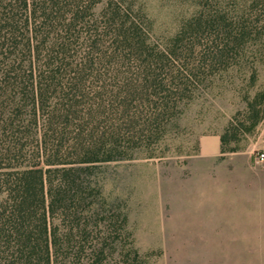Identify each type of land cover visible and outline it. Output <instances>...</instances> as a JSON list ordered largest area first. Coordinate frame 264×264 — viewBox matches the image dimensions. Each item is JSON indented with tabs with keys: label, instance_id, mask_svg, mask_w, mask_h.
Returning a JSON list of instances; mask_svg holds the SVG:
<instances>
[{
	"label": "trees",
	"instance_id": "obj_1",
	"mask_svg": "<svg viewBox=\"0 0 264 264\" xmlns=\"http://www.w3.org/2000/svg\"><path fill=\"white\" fill-rule=\"evenodd\" d=\"M205 6L155 38L137 0H0V264H141L96 166L153 152L233 69L242 132L264 119V0Z\"/></svg>",
	"mask_w": 264,
	"mask_h": 264
},
{
	"label": "rangeland",
	"instance_id": "obj_2",
	"mask_svg": "<svg viewBox=\"0 0 264 264\" xmlns=\"http://www.w3.org/2000/svg\"><path fill=\"white\" fill-rule=\"evenodd\" d=\"M137 1L160 38L198 5L236 0ZM247 70H230L199 92L153 152L94 169L108 207L127 216L141 264H264V163L254 159L264 150V119L242 132L243 95L255 89L247 90ZM256 74L264 90V55ZM225 131L236 151L200 156L202 140ZM106 263L118 264L116 255Z\"/></svg>",
	"mask_w": 264,
	"mask_h": 264
},
{
	"label": "crops",
	"instance_id": "obj_3",
	"mask_svg": "<svg viewBox=\"0 0 264 264\" xmlns=\"http://www.w3.org/2000/svg\"><path fill=\"white\" fill-rule=\"evenodd\" d=\"M200 156L212 157L220 154V136H211L202 140L199 147Z\"/></svg>",
	"mask_w": 264,
	"mask_h": 264
},
{
	"label": "built area",
	"instance_id": "obj_4",
	"mask_svg": "<svg viewBox=\"0 0 264 264\" xmlns=\"http://www.w3.org/2000/svg\"><path fill=\"white\" fill-rule=\"evenodd\" d=\"M254 159L257 164H263L264 163V150L257 151L254 155Z\"/></svg>",
	"mask_w": 264,
	"mask_h": 264
}]
</instances>
